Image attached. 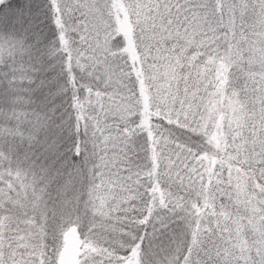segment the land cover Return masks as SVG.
I'll list each match as a JSON object with an SVG mask.
<instances>
[{
    "label": "snow or ice",
    "instance_id": "obj_1",
    "mask_svg": "<svg viewBox=\"0 0 264 264\" xmlns=\"http://www.w3.org/2000/svg\"><path fill=\"white\" fill-rule=\"evenodd\" d=\"M0 264H264V0H0Z\"/></svg>",
    "mask_w": 264,
    "mask_h": 264
}]
</instances>
